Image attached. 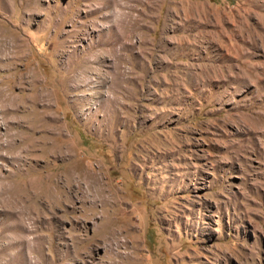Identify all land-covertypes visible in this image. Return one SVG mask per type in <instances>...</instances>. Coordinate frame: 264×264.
<instances>
[{
	"label": "rangeland",
	"instance_id": "1",
	"mask_svg": "<svg viewBox=\"0 0 264 264\" xmlns=\"http://www.w3.org/2000/svg\"><path fill=\"white\" fill-rule=\"evenodd\" d=\"M0 264H264V0H0Z\"/></svg>",
	"mask_w": 264,
	"mask_h": 264
}]
</instances>
